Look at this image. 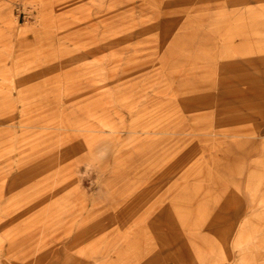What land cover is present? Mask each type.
<instances>
[{
	"label": "rangeland",
	"instance_id": "obj_1",
	"mask_svg": "<svg viewBox=\"0 0 264 264\" xmlns=\"http://www.w3.org/2000/svg\"><path fill=\"white\" fill-rule=\"evenodd\" d=\"M0 264H264V0H0Z\"/></svg>",
	"mask_w": 264,
	"mask_h": 264
},
{
	"label": "bare ground",
	"instance_id": "obj_2",
	"mask_svg": "<svg viewBox=\"0 0 264 264\" xmlns=\"http://www.w3.org/2000/svg\"><path fill=\"white\" fill-rule=\"evenodd\" d=\"M254 258V257H253ZM254 261H255V259H254Z\"/></svg>",
	"mask_w": 264,
	"mask_h": 264
}]
</instances>
